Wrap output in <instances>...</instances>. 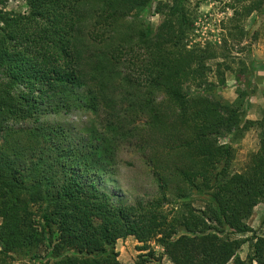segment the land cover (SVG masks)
<instances>
[{"label": "trees", "instance_id": "16d2710c", "mask_svg": "<svg viewBox=\"0 0 264 264\" xmlns=\"http://www.w3.org/2000/svg\"><path fill=\"white\" fill-rule=\"evenodd\" d=\"M153 1L26 0V12L0 9V264L11 255L120 264L117 242L130 236L149 251L135 264H161L152 241L173 264H264V231L246 259L238 252L247 241L232 237L251 232L247 221L264 203V134L243 172L232 170L235 151L221 142L254 125L242 110L252 82L235 103L223 100L217 89L233 68L222 47L190 46L188 0L159 2L155 32L147 18L129 21ZM231 1L230 33L243 35V17L263 13L264 0ZM240 65L239 75L251 73ZM80 108L100 117V130L75 136L41 122ZM127 139L140 141L152 170L148 200L129 203L97 181ZM173 200L181 217L166 210Z\"/></svg>", "mask_w": 264, "mask_h": 264}, {"label": "rangeland", "instance_id": "374dc122", "mask_svg": "<svg viewBox=\"0 0 264 264\" xmlns=\"http://www.w3.org/2000/svg\"><path fill=\"white\" fill-rule=\"evenodd\" d=\"M174 0H154L150 7L134 13L129 21L147 18L152 32H155L162 21V13H157L159 2L165 5H172ZM188 16L193 26L189 37L190 46H206L208 44L220 46L227 56V62L231 64L233 71L226 73V88L217 86V92L223 100L235 103L238 100L239 90L247 91L243 84L246 79L252 82V95L248 103L244 104L242 110H246L245 118L252 121L254 125L244 129L236 135L225 134L221 137L223 144H230L235 151V158L232 163L234 172H243L247 169L252 156L258 151L260 138L264 134V12L253 13L249 17H243L241 30H233L230 20L234 12L229 4H234L229 0H188ZM26 0H0V9L7 12L23 13L27 11ZM163 12L165 9H163ZM142 15V16H141ZM233 37L235 39H233ZM246 63L251 67L248 75H239L241 65ZM239 75V76H238ZM240 78L237 80V78ZM209 80L217 83L214 75ZM41 122L48 125L63 127L73 135H86L91 129L100 130V117H95L86 109H73L70 112L60 111L50 112L41 117ZM140 141L127 139L119 143V147L114 155L113 167H107L106 171L97 175V181L102 189L111 191L116 197L133 202L135 199L150 198L156 192L153 181L152 170L147 166L144 153L141 150ZM192 206L197 213L205 211V202L201 198H193ZM170 217H181L184 209L180 202L173 200L172 205L166 206ZM264 203L259 204L247 221V226L251 232L241 235H233V238L246 240L238 256L246 259L252 251L254 236L264 231ZM187 232L179 227V234ZM151 248L160 257L161 264H173L165 255V249L155 241L150 243ZM143 244L130 236L119 240L116 251L119 253L120 264H135L141 254L149 251H142ZM7 259V264H31L29 258L22 255H11ZM229 264H234L230 262Z\"/></svg>", "mask_w": 264, "mask_h": 264}]
</instances>
